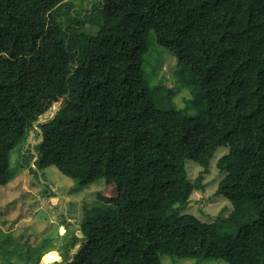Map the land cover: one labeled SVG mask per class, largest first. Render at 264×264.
Here are the masks:
<instances>
[{"label":"trees","instance_id":"16d2710c","mask_svg":"<svg viewBox=\"0 0 264 264\" xmlns=\"http://www.w3.org/2000/svg\"><path fill=\"white\" fill-rule=\"evenodd\" d=\"M90 14L101 24L88 33ZM150 52L176 60L171 87L147 74ZM32 133L43 139L28 146L32 172L119 183L117 203L68 244L77 251L51 264H264V0H102L84 13L66 0H0L1 186ZM220 147L216 193L231 212L181 214ZM186 160L202 168L194 183Z\"/></svg>","mask_w":264,"mask_h":264},{"label":"rangeland","instance_id":"374dc122","mask_svg":"<svg viewBox=\"0 0 264 264\" xmlns=\"http://www.w3.org/2000/svg\"><path fill=\"white\" fill-rule=\"evenodd\" d=\"M73 3L75 11L84 13L102 0H66ZM56 5L45 1L41 13L48 14ZM86 31L91 33L101 24V18L90 14ZM145 64L146 72L154 82L163 80L171 87L170 72L177 65L176 60L162 52H150ZM152 67V71L150 69ZM156 74H154V73ZM190 94L180 92L176 96L179 106H185ZM201 99L191 103L187 110L189 116H195L201 107ZM32 133L28 143L16 148L11 154L13 169L9 183L0 185V264H51L62 262L76 248L68 253V244L73 238L82 237L80 225L92 220L99 214L102 205H114L120 198L119 183L115 178L99 180L87 187L62 174L55 166L41 172H32L34 159L28 160L29 145L39 144ZM31 146V148H32ZM228 147H220L211 161L210 169L204 175V190H195L190 204L181 214H193L204 222H212L223 213L228 216L231 204L217 189L223 178L216 165L226 153ZM186 169L191 182H195L202 168L191 160H186ZM99 208V209H97ZM107 210V209H106ZM38 260V261H37ZM163 264H228L223 260L176 259L162 255Z\"/></svg>","mask_w":264,"mask_h":264},{"label":"water","instance_id":"95a60500","mask_svg":"<svg viewBox=\"0 0 264 264\" xmlns=\"http://www.w3.org/2000/svg\"><path fill=\"white\" fill-rule=\"evenodd\" d=\"M67 100H68V97H64L60 103H58V104L55 105L54 111L52 112L50 118H48V119H41L39 121V124L45 123V122L49 121L51 118L55 117L56 113L63 107V105L67 102ZM42 142H43V139L40 140V143L39 144H41ZM76 251H74V252H76ZM74 252H73V254H74Z\"/></svg>","mask_w":264,"mask_h":264}]
</instances>
